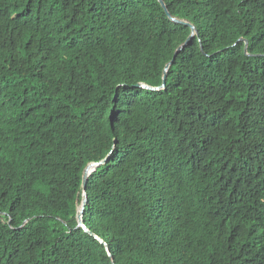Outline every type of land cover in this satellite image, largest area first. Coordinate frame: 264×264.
<instances>
[{"label": "trees", "instance_id": "trees-1", "mask_svg": "<svg viewBox=\"0 0 264 264\" xmlns=\"http://www.w3.org/2000/svg\"><path fill=\"white\" fill-rule=\"evenodd\" d=\"M164 2L0 0V264H264V0Z\"/></svg>", "mask_w": 264, "mask_h": 264}, {"label": "water", "instance_id": "water-1", "mask_svg": "<svg viewBox=\"0 0 264 264\" xmlns=\"http://www.w3.org/2000/svg\"><path fill=\"white\" fill-rule=\"evenodd\" d=\"M160 1H161V3H162L163 7L166 9V11H168V8H167V6H166L164 0H160ZM175 20H177V19H175ZM177 21H178V22H181V23H185V24L191 25V24L188 23V22H184V21H180V20H177ZM192 29H193V33L191 34V36L187 39V41H186L183 45H181V46L176 50L175 55H174L172 61L167 65V67H166V69H165V73H164V79H163V84H162V86H160V87H148V88H150V89H157V90H158V89L164 88V87L166 86L167 72H168L170 66L174 63V61L176 60V58H177V56L179 55V53H180V52H181V51H182V50H183V49L189 44V42L192 40V38H193L194 35L196 34V29H195L194 26H192ZM240 40H242V39H240ZM245 42H246V48H245V49H246V53H248V46H249V44H248V40H245ZM138 86H140V85H138ZM108 158H109V156H108L104 161H102V162H100V163H91V164L88 165V166L86 167V169H85V172H84V179H83L84 195H83L82 205H81L80 210H79V212H78V222H79L78 226H83V227H85V225H84V223H83V213H84V210H85L86 204H87V202H88V197H87V193H86L88 178H89V176L91 175V173H92L93 171H95L96 168H97L99 165L105 163V162L107 161Z\"/></svg>", "mask_w": 264, "mask_h": 264}, {"label": "clouds", "instance_id": "clouds-1", "mask_svg": "<svg viewBox=\"0 0 264 264\" xmlns=\"http://www.w3.org/2000/svg\"><path fill=\"white\" fill-rule=\"evenodd\" d=\"M138 85H140V86H141V84H138ZM142 86H144V87H147V88H148V87H150V86H147V85H142Z\"/></svg>", "mask_w": 264, "mask_h": 264}]
</instances>
